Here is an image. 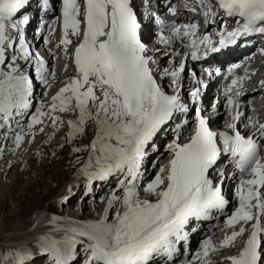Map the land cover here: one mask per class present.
<instances>
[{
    "label": "snow or ice",
    "instance_id": "6c2138e0",
    "mask_svg": "<svg viewBox=\"0 0 264 264\" xmlns=\"http://www.w3.org/2000/svg\"><path fill=\"white\" fill-rule=\"evenodd\" d=\"M27 3L0 0V128L14 132L17 148L25 131L18 122L12 129L11 122L32 107L33 91V82L19 61L34 60L45 85L50 86L49 78L55 79V72L48 71L45 60L39 53L33 54L26 42L23 26L29 23V17L20 13ZM185 7L202 14L205 23H215L222 11L236 26L231 31L222 27L215 33L219 39L214 42L208 32L197 35L196 23L166 24L160 19V41L166 45L179 42L187 49H173L174 56L199 61L209 52L237 43L238 38L264 34V0H192ZM59 11L60 16L49 28L54 30L59 23V45L66 55L73 44L70 37L79 40L72 53L76 75L52 96L47 111L43 103L35 109L27 124L28 133L38 125L43 132L46 120L53 129H59L65 124L64 114L74 113V119H67L66 140L89 137L88 143L73 148L74 152L87 153L83 171L89 183L114 176L116 185L97 219L61 224L52 218L54 231L63 235L59 239L41 237L40 253L47 255L46 264H70L79 245H84V264H173L177 245L187 239L189 222L207 220L214 210L223 212L229 203L221 186L210 178L222 153L235 158L241 174L237 205L224 222V227L232 231L219 244L205 238L185 264H215L212 254L222 247H234L236 239L246 232L243 247L226 259L230 264H264V122L248 116L245 127L255 132L247 136L236 123L243 115L238 98L243 93L247 69L245 76L234 75L240 65L228 69L232 78L224 94L229 109L235 110L233 123L228 125L230 131L211 130L197 107L195 129L187 142H180L182 125L188 123L185 119L173 129L175 139L167 145V163L142 185L146 147L162 126L177 113L186 114L189 108L181 101L178 89L168 94L157 82V70L151 66L155 61L141 42L140 23L131 0H62ZM168 11L175 15L177 10L169 5ZM222 23L226 25L227 21ZM50 36L51 31L45 42ZM184 68L185 59H181L178 67L165 68L160 74L171 77L172 86L177 87ZM260 84L264 87V81ZM190 96L194 104L198 103L200 88H193ZM34 255L15 251L7 264H31ZM0 264H5L4 257H0Z\"/></svg>",
    "mask_w": 264,
    "mask_h": 264
},
{
    "label": "bare ground",
    "instance_id": "6f19581e",
    "mask_svg": "<svg viewBox=\"0 0 264 264\" xmlns=\"http://www.w3.org/2000/svg\"><path fill=\"white\" fill-rule=\"evenodd\" d=\"M32 1V0H31ZM29 9L31 12H34V10L39 11L40 7L36 5V3H31L28 4ZM140 6H142L140 4ZM149 7H152L149 5ZM56 43L55 45L49 47L46 49V52L41 55L43 59L45 60V67L48 69L49 72L57 70L60 68L56 62V58L60 55L67 56L69 54V48H68V53L67 55L64 52L63 46L59 45V38H56ZM59 45V46H58ZM56 50L55 55L53 52ZM172 57V56H171ZM181 56H173V58H170L166 60L165 58H158L156 55L153 56V60L155 61L154 64H152V67L157 70L154 72V74L159 77H161V72L163 69L168 68L169 70L171 69V64L173 60L181 61ZM22 71L25 73V65H22ZM29 78L33 82V91H32V97H31V104L32 107L28 110L25 111V114L18 117L16 119V122L14 125L11 126L12 129L17 128V122L24 127L25 131V137L24 140L22 141L21 145L17 148L16 145L14 144V132L10 131L9 128L3 127L0 128V186H1V192L2 194L0 195V200L4 202L6 199H8V196L12 194L14 191V184L17 182L18 178V170L20 167L23 168V166L30 161L34 157V153L39 152L38 154V159L42 157V154H40L44 147H49L51 143H53L55 146H59L63 137L66 136V133L68 131L67 127V119H74L75 114L74 113H68L64 114V119H65V124L63 127L59 129H53L50 122L47 120L45 121V124L43 125L44 131L41 132L39 131V128L41 127L40 125L36 126L32 133H28L27 129V124L30 119V114L35 112V109L41 105V103L44 104V110L47 111V106L51 103V98L53 95L56 94V92L59 90L60 87H63L65 82L71 78L70 76H65L62 79H59L58 77L55 76V79H50V86L45 85L43 81L40 78V73L37 71V66L36 62L33 60L30 70H29ZM162 78V86H169L170 85V78L169 77H161ZM186 77L183 75L181 77V80H185ZM191 85L190 84H185L183 85L182 92L180 94H183L186 89H188ZM32 110H34L32 112ZM185 114V113H184ZM184 114H179L172 122L169 124H166L163 126L164 131H166L168 137L170 140L168 141V144H170L173 139H175V133L173 129L176 127L177 124H181V118ZM188 125H184L181 128V139L180 142H186V136L189 134V129ZM222 131H225L222 129ZM45 134L44 137H46V141L44 143V146L42 147L41 141L36 142L37 137L35 134ZM5 136H7V139H5ZM166 138V136H165ZM64 141V139H63ZM62 141V142H63ZM167 144V145H168ZM167 145L165 148H161L156 154V156L159 157L158 161L155 163V167L153 166L150 171H147V173L144 174L145 181H142L141 184L144 185L147 182H149L151 179L154 178L155 174L157 173L159 166L166 164V160L168 157H170V153L167 151ZM43 155L46 157L47 155L43 153ZM41 161V160H40ZM44 161V160H43ZM39 162V161H38ZM61 162V160H60ZM40 163V162H39ZM38 163V164H39ZM46 164H52L53 163V158L48 157L45 159ZM63 163V161H62ZM42 164V163H41ZM38 174L35 176V181L39 179L40 175L47 176L50 175L45 171L44 167L39 165L37 166ZM83 168L77 169L73 173V179H72V184L76 183L77 186H79V192L78 193H73V196L70 198H63V196H60L59 198H56V201L51 198V201L48 203V206L44 209H40L34 217H32V220L28 221V219H23L18 223H15L12 225V229L8 231H4L7 233V239L6 243L4 246L0 247V257L5 258V253L3 252L4 250L9 251L10 253H13V249H25L29 250L34 255V259H36L38 256L41 254H37V250L40 248V242H41V237L44 235H52L55 238L59 239L62 237L63 233L60 231H54L56 228V225L51 223L50 221L52 218H50V215L47 214V210L52 211V212H60L61 205L66 204V207L69 206L72 211L65 216L61 215L63 219H58V221L61 224H67L68 221H73V217L77 218H82L83 214L85 211H92L90 213L89 220H94L97 219L100 215L103 214V211L107 205V197L111 193V190L115 187L116 185V178H108L107 184L103 185L99 189L94 190L93 192L89 193L88 191L86 194L81 190L82 187H84L85 183L89 182L87 175H85ZM155 168V169H154ZM21 169V168H20ZM25 169V167L23 168ZM22 169V170H23ZM55 172V171H52ZM49 178V181L51 182H57L58 177L54 176V174H51ZM43 182V179L39 180V184ZM45 190L48 192V194H52L54 190L49 187V185H45ZM81 190V191H80ZM101 197L104 199L102 200ZM79 200V202L77 201ZM13 202L15 203V198L13 199ZM235 204H230V207H234ZM77 207V208H76ZM82 209V212L79 213L77 211L78 208ZM49 213V212H48ZM87 213V214H88ZM49 215V220L45 215ZM111 215V214H110ZM89 216V214H88ZM238 227V226H237ZM4 228L1 227L0 230H3ZM232 231L231 228H225L223 221L219 220L217 225H216V230L215 231H210V227L204 226L201 228L198 232H203L205 235V238L211 237L213 242L216 244H219L220 241L223 240L225 234H230ZM197 232V233H198ZM3 233V232H1ZM0 233V234H1ZM10 233V234H9ZM0 239H5L4 237H1ZM195 233L191 234L192 240L194 239ZM204 238V239H205ZM241 237L237 238L235 241V246H226L219 248L215 253L212 254V259L215 261V264H230V261L226 259V257L235 254L236 251L242 248L241 244ZM2 247L4 249H2ZM200 247H197L190 255H187L185 259L179 260L175 264H185V261L188 259H191V257L199 250ZM5 251V252H7ZM83 257V254L80 253V257L73 258L71 263H76V260H80ZM13 259V254H9L8 257L5 258V263L6 260L7 262ZM27 262V261H26ZM83 263V260H81L80 264ZM40 264V263H38Z\"/></svg>",
    "mask_w": 264,
    "mask_h": 264
},
{
    "label": "rangeland",
    "instance_id": "374dc122",
    "mask_svg": "<svg viewBox=\"0 0 264 264\" xmlns=\"http://www.w3.org/2000/svg\"><path fill=\"white\" fill-rule=\"evenodd\" d=\"M33 111L34 110H32V112ZM35 136L37 137L36 142L41 141V145L43 147L46 141V137H44L45 134L37 133L35 134ZM63 139V142L61 141L59 146H55L53 143H51L49 147H44L43 151L40 153L42 154V157L40 159L37 158L39 152L34 153V157L23 166V168L25 167V169H23L22 167H20L21 169L19 168L18 178L16 179L17 182L14 184V191L12 192V194H10L8 196V199H6L4 202L0 200V228H4L3 230H0V233L3 232L0 235H2L1 237L5 238L0 239V241L4 242V244H0V247L5 245L6 239L8 238L6 236L7 233H5L4 231L12 229L13 224L18 223L23 219H28V221L32 220V217H34L41 208L44 209L48 206V203L51 201V198H53L55 201L58 196H63V198L67 199L72 197L73 193H75V191H72V189H76V186L72 184L73 173L77 169L84 167L83 165L87 160V153L84 151L74 152L73 148L82 146L83 139H87L89 141V137H79L71 142H68L66 140V136L63 137ZM61 145H63V147H61ZM43 153H45L48 157L53 158L52 164L45 163V159L47 158V156L45 157ZM77 157H79V159H77ZM77 162L79 163L77 164ZM72 164H76V166ZM39 165L43 166L47 173H49L51 170L55 172L51 171L50 175L47 174V176L40 175L39 179L35 181V176L38 174L37 166ZM51 174H54V176L58 177L57 182L49 181V178L53 176ZM40 179H43V182L41 184H39ZM47 184L50 188L54 190L52 194H48V192L45 190V185ZM67 184L70 185V188L67 187V189L65 190ZM81 190L84 192V194L87 193L85 192L87 191L85 186L82 187ZM1 191L2 190L0 189V195L2 194ZM65 192L69 193L68 196H65ZM14 198L15 203L13 202ZM54 200H52L51 202L53 203ZM77 201L79 202V200ZM63 205L66 207V204ZM89 212L92 213V211ZM47 214L50 215V218H53L49 210H47ZM49 215L47 216L49 217ZM48 217L47 219L49 220ZM58 219L61 220L63 218L61 217V215H59ZM2 249L4 248L2 247ZM5 251L7 250L3 251L6 254V258L9 254H14L15 251L25 252L27 250L23 248H16L15 250H12L14 251L13 253Z\"/></svg>",
    "mask_w": 264,
    "mask_h": 264
}]
</instances>
